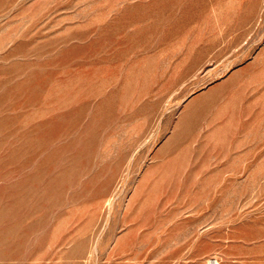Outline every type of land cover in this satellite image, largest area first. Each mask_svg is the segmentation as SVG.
I'll return each instance as SVG.
<instances>
[{
	"label": "rangeland",
	"instance_id": "1",
	"mask_svg": "<svg viewBox=\"0 0 264 264\" xmlns=\"http://www.w3.org/2000/svg\"><path fill=\"white\" fill-rule=\"evenodd\" d=\"M0 264H264V0H0Z\"/></svg>",
	"mask_w": 264,
	"mask_h": 264
}]
</instances>
